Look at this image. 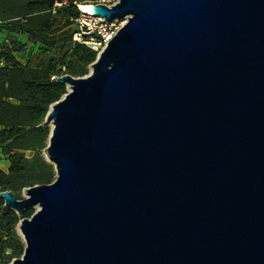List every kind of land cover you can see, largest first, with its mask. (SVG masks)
Listing matches in <instances>:
<instances>
[{
    "label": "water",
    "instance_id": "obj_1",
    "mask_svg": "<svg viewBox=\"0 0 264 264\" xmlns=\"http://www.w3.org/2000/svg\"><path fill=\"white\" fill-rule=\"evenodd\" d=\"M47 112L56 176L0 192L8 264H264V0H120Z\"/></svg>",
    "mask_w": 264,
    "mask_h": 264
},
{
    "label": "trees",
    "instance_id": "obj_2",
    "mask_svg": "<svg viewBox=\"0 0 264 264\" xmlns=\"http://www.w3.org/2000/svg\"><path fill=\"white\" fill-rule=\"evenodd\" d=\"M61 1L66 4L56 8L53 15V0H0V27L25 33L30 39V45L15 40H7L12 48L6 41L0 44V59L4 62L0 67V154L9 162L7 172L0 169V192H11L17 200L22 199V190L51 184L56 176L54 166L42 155L50 135L49 128L42 124L49 107L66 94L65 85L53 78L83 77L87 66L96 59L94 51L72 41L70 18L79 13L75 0ZM62 28H72L61 33L62 36L68 33L62 40L67 43L66 51L50 54L45 46L52 49ZM25 46L28 51H24ZM14 53L41 59L34 66L29 62L23 65L14 58ZM24 151L33 152V156L26 158ZM3 204L0 199V264H8L3 252L8 259H18L25 247L14 228L34 211L29 208L18 215Z\"/></svg>",
    "mask_w": 264,
    "mask_h": 264
},
{
    "label": "built area",
    "instance_id": "obj_3",
    "mask_svg": "<svg viewBox=\"0 0 264 264\" xmlns=\"http://www.w3.org/2000/svg\"><path fill=\"white\" fill-rule=\"evenodd\" d=\"M120 0H94L88 5L91 7L94 5H104L108 8L115 6ZM65 2L61 0H53V6L51 13L56 14V8H60L65 5ZM78 9V5L74 3ZM78 16L70 18V22L73 24L72 41L86 46L90 50L96 53V57L106 48L108 42L116 35L119 29L127 22L126 18L115 19L113 21H106L104 18L92 15V11L82 12L78 9ZM2 22L0 21V25ZM9 48L13 45L6 41ZM28 46H25L24 51H28ZM55 79V78H53Z\"/></svg>",
    "mask_w": 264,
    "mask_h": 264
},
{
    "label": "rangeland",
    "instance_id": "obj_4",
    "mask_svg": "<svg viewBox=\"0 0 264 264\" xmlns=\"http://www.w3.org/2000/svg\"><path fill=\"white\" fill-rule=\"evenodd\" d=\"M74 2H76L77 4H79V3H87L88 0H84L82 2H80V0H75ZM123 21H125V20L123 19ZM71 29L72 28H68V29L67 28H62L59 31L58 34H60V35H57L58 36V39H57L55 45L52 46V49L48 48V45L46 44L45 47H46V49H48V52L50 54H53V53H55V54H58V53L62 54L61 52L66 51V44L67 43L66 44L62 43V40L68 37V33L65 36L64 35L62 36L61 33L62 32H70ZM43 50H45V48ZM46 56H48V55H46ZM40 59H41V57H36V55H35V56H32V59L30 61H28V62H29V64L31 66H34V65H36L39 62ZM86 71H87V74H88L89 73V66H87ZM65 90L67 92V87L66 86H65ZM48 128H49V131H50L51 128L50 127H48ZM47 145H48V140H47ZM45 149L42 151V155L47 160V156H46ZM24 154H25V157L26 158H31L33 156V152H31V151H24ZM0 160L3 161V160H6V159H5V157L1 156V154H0ZM2 164L4 165V162H0V169L2 171H4V172L5 171L7 172L8 168L7 169L4 168ZM20 197L23 198V190L20 192ZM3 207L4 208H7L4 204H3ZM33 211L35 212L36 211V208H33ZM18 224H19V222H18ZM18 224L15 226L14 231H15L16 236H18L19 239L25 245V243L23 241V238H22L20 232L18 231ZM2 238H3V240H6L3 234H2ZM8 242L11 243V241H9V240H8ZM3 256H4V259H5V262H7V263H10V262H12L14 260V259H8V255L5 252H3Z\"/></svg>",
    "mask_w": 264,
    "mask_h": 264
},
{
    "label": "crops",
    "instance_id": "obj_5",
    "mask_svg": "<svg viewBox=\"0 0 264 264\" xmlns=\"http://www.w3.org/2000/svg\"><path fill=\"white\" fill-rule=\"evenodd\" d=\"M7 40H15L17 42H20L23 44L27 43L30 45L29 43L30 39L27 34L22 33V32H17V31H10L7 28L2 26L0 27V44L4 43ZM13 56L19 63L23 65L27 64L28 61L32 59V58H27L24 55L16 54V53H14ZM3 66H4V62L0 59V67H3ZM0 162H4V164H7L6 169L8 168L9 162L7 160H3V161L0 160Z\"/></svg>",
    "mask_w": 264,
    "mask_h": 264
},
{
    "label": "bare ground",
    "instance_id": "obj_6",
    "mask_svg": "<svg viewBox=\"0 0 264 264\" xmlns=\"http://www.w3.org/2000/svg\"><path fill=\"white\" fill-rule=\"evenodd\" d=\"M78 5V9L82 12H91V7L88 5V4H84V3H80V4H77ZM90 68H89V72H90ZM67 89H69V87H67ZM3 165V164H2ZM4 168L7 167V164H4L3 165Z\"/></svg>",
    "mask_w": 264,
    "mask_h": 264
}]
</instances>
